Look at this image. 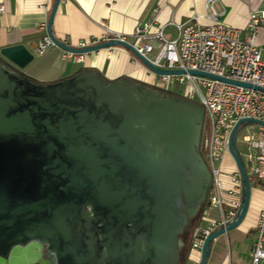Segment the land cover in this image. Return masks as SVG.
Segmentation results:
<instances>
[{
    "label": "water",
    "instance_id": "water-1",
    "mask_svg": "<svg viewBox=\"0 0 264 264\" xmlns=\"http://www.w3.org/2000/svg\"><path fill=\"white\" fill-rule=\"evenodd\" d=\"M58 5L46 24L55 47L72 54L121 47L155 76L184 73L153 66L124 41L67 45L52 32ZM33 61L23 45L0 50V264H186L182 235L199 221L212 182L200 151L203 106L95 69L42 83L25 74ZM246 124L264 122L240 120L228 137L242 202L204 240L198 264L246 216L250 163L236 148Z\"/></svg>",
    "mask_w": 264,
    "mask_h": 264
},
{
    "label": "built area",
    "instance_id": "built-area-1",
    "mask_svg": "<svg viewBox=\"0 0 264 264\" xmlns=\"http://www.w3.org/2000/svg\"><path fill=\"white\" fill-rule=\"evenodd\" d=\"M218 2L206 0L204 15H195L188 21L175 25L177 35L174 39H166L162 30L150 32V25L146 23L142 30L138 29L130 37L103 28V34L98 41L80 43L78 46L86 47L114 40L124 41L132 44L153 66L184 71L179 75L156 76L154 87L200 104L205 111L200 151L211 172L212 182L199 219L203 225L197 228L191 244V248L199 252L204 240L212 232L222 228L235 217L242 202V181L237 168L229 173L228 194L233 199L228 202L227 210H224L220 197V177L223 175L221 163L226 153H229L230 132L234 125L243 119L264 122V91L254 88L264 90V58L262 50L257 46L259 29L264 25V11L252 13L246 32L242 33L241 30L225 23L224 11H218L216 7ZM0 12H3V7H0ZM202 20H206V23H201ZM52 47L55 45L45 36L38 44L37 53L41 55ZM84 55L64 52L63 58H72L81 63ZM132 58L133 61H138ZM189 71L202 72L224 80L191 75ZM166 84L177 85L182 91L180 94L166 91ZM242 84H248L250 87ZM246 125L252 129L253 125L258 126L256 132L242 137L246 145L247 162L250 163L247 171L249 182L256 185L264 180V126ZM212 209H218L217 218L210 216ZM262 263L264 207L257 219L255 240L250 250V264Z\"/></svg>",
    "mask_w": 264,
    "mask_h": 264
},
{
    "label": "crops",
    "instance_id": "crops-1",
    "mask_svg": "<svg viewBox=\"0 0 264 264\" xmlns=\"http://www.w3.org/2000/svg\"><path fill=\"white\" fill-rule=\"evenodd\" d=\"M205 1L158 0L147 20L150 32L162 30L166 39H174L177 35L175 25L182 24L195 15L206 13ZM218 1L216 7L218 11H224L225 23L241 30L242 33L246 32L250 15L264 11V0ZM154 2L155 0H59L52 22V32L57 39L71 47L98 41L103 34V28L130 37L139 29ZM53 3L54 0H0V7H3V12H0V50L15 45L25 46L34 55V61L25 69L28 77L42 83H52L81 69H95L108 80L128 77L150 86L156 85V76L139 61H133L134 56L121 47L85 54L81 63L72 58H63L65 51L57 47L39 55L37 47L47 36L46 24ZM201 23H206V20ZM257 46L263 53L264 25L259 29ZM233 171L223 170L220 177V197L224 210L233 199L228 194L229 173ZM263 207L264 184L260 183L252 186L245 218L237 228L215 241L207 264H250L255 226ZM218 215V209L210 211L212 218H217ZM202 225V221H197L182 235V257L186 259V264L199 263L200 252L193 250L191 244L197 228Z\"/></svg>",
    "mask_w": 264,
    "mask_h": 264
},
{
    "label": "rangeland",
    "instance_id": "rangeland-1",
    "mask_svg": "<svg viewBox=\"0 0 264 264\" xmlns=\"http://www.w3.org/2000/svg\"><path fill=\"white\" fill-rule=\"evenodd\" d=\"M262 56L264 58V52L262 53ZM165 90L169 91V92H173L175 94H180V91H182V88L177 86V85H173V84H166L165 86ZM253 129L248 127V125H246L245 127H243V129H241L236 137V148L237 151L240 153L241 158L247 162V158H246V145L243 143L242 141V137L244 135H251L252 133L256 132L258 129L257 125H253ZM203 133H204V128H203ZM254 153V151H253ZM236 166L235 163L231 157V155L229 153H226L225 157H224V161L222 162V169L225 171H233L235 170ZM247 171H249V168H247ZM264 184V180L259 181L258 184ZM251 186V190H252V186H254L252 183H250ZM225 210H227V208L225 207ZM195 222H193V224L189 227L192 228L194 226Z\"/></svg>",
    "mask_w": 264,
    "mask_h": 264
},
{
    "label": "flooded vegetation",
    "instance_id": "flooded-vegetation-1",
    "mask_svg": "<svg viewBox=\"0 0 264 264\" xmlns=\"http://www.w3.org/2000/svg\"><path fill=\"white\" fill-rule=\"evenodd\" d=\"M47 257H48V255H47L46 253H43V254H42V258H43V259H46Z\"/></svg>",
    "mask_w": 264,
    "mask_h": 264
}]
</instances>
